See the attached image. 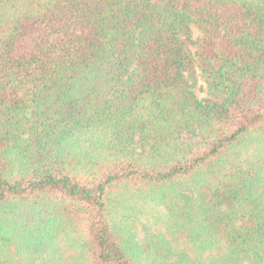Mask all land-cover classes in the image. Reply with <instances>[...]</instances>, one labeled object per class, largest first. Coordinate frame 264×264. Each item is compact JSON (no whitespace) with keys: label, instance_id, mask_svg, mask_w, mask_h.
I'll return each instance as SVG.
<instances>
[{"label":"trees","instance_id":"1","mask_svg":"<svg viewBox=\"0 0 264 264\" xmlns=\"http://www.w3.org/2000/svg\"><path fill=\"white\" fill-rule=\"evenodd\" d=\"M0 264H264V0H0Z\"/></svg>","mask_w":264,"mask_h":264},{"label":"rangeland","instance_id":"2","mask_svg":"<svg viewBox=\"0 0 264 264\" xmlns=\"http://www.w3.org/2000/svg\"><path fill=\"white\" fill-rule=\"evenodd\" d=\"M199 88H197V95L199 98H205L207 97V93H206V89H205V86L203 84H199L198 86ZM202 87V88H200Z\"/></svg>","mask_w":264,"mask_h":264}]
</instances>
